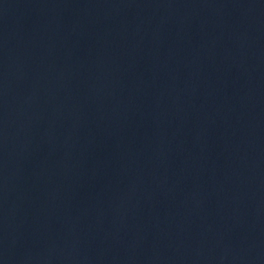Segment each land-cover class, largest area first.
<instances>
[{
  "label": "water",
  "instance_id": "1",
  "mask_svg": "<svg viewBox=\"0 0 264 264\" xmlns=\"http://www.w3.org/2000/svg\"><path fill=\"white\" fill-rule=\"evenodd\" d=\"M0 264H264V0H0Z\"/></svg>",
  "mask_w": 264,
  "mask_h": 264
}]
</instances>
